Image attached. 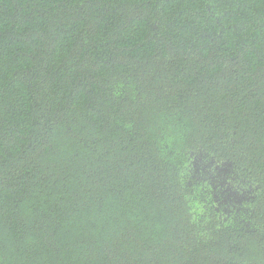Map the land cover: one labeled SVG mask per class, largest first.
I'll return each mask as SVG.
<instances>
[{
    "label": "trees",
    "instance_id": "1",
    "mask_svg": "<svg viewBox=\"0 0 264 264\" xmlns=\"http://www.w3.org/2000/svg\"><path fill=\"white\" fill-rule=\"evenodd\" d=\"M0 264H264V0H0Z\"/></svg>",
    "mask_w": 264,
    "mask_h": 264
}]
</instances>
